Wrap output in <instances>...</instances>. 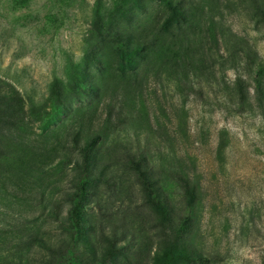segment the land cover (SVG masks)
<instances>
[{"label": "rangeland", "instance_id": "obj_1", "mask_svg": "<svg viewBox=\"0 0 264 264\" xmlns=\"http://www.w3.org/2000/svg\"><path fill=\"white\" fill-rule=\"evenodd\" d=\"M262 64L264 0H0V264L83 179L80 264H264Z\"/></svg>", "mask_w": 264, "mask_h": 264}, {"label": "trees", "instance_id": "obj_2", "mask_svg": "<svg viewBox=\"0 0 264 264\" xmlns=\"http://www.w3.org/2000/svg\"><path fill=\"white\" fill-rule=\"evenodd\" d=\"M262 67H264L263 64ZM84 180L85 179H83V181ZM83 181H81L82 185L81 184L79 185L77 189V193H75V197L73 200L75 206L73 207L71 215L69 216V220L71 221V223L63 226L69 238L67 237V241H65V243L62 246H60V248L64 247L65 248L64 252L68 251L69 256H66V253L62 252L63 251L62 249L61 250L62 253L61 252L58 253L59 262L57 264H80L79 263L80 254L77 245L79 242L80 228H81L80 209L82 208L83 202H85L86 199L85 184H83ZM185 181H186L185 186L187 187L188 190L193 187L195 188L197 186L196 182L193 179L186 178ZM86 182H89V180H86ZM49 264H56L53 261V258H50Z\"/></svg>", "mask_w": 264, "mask_h": 264}]
</instances>
